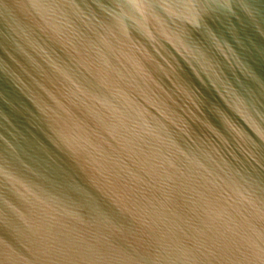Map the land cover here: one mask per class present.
<instances>
[{
	"label": "water",
	"instance_id": "1",
	"mask_svg": "<svg viewBox=\"0 0 264 264\" xmlns=\"http://www.w3.org/2000/svg\"><path fill=\"white\" fill-rule=\"evenodd\" d=\"M0 264H264V0H0Z\"/></svg>",
	"mask_w": 264,
	"mask_h": 264
}]
</instances>
